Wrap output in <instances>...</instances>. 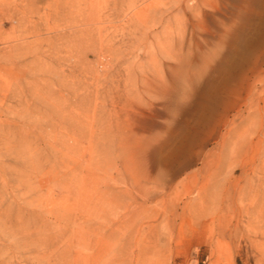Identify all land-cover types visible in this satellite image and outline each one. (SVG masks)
I'll return each mask as SVG.
<instances>
[{
    "label": "rangeland",
    "instance_id": "1",
    "mask_svg": "<svg viewBox=\"0 0 264 264\" xmlns=\"http://www.w3.org/2000/svg\"><path fill=\"white\" fill-rule=\"evenodd\" d=\"M258 16L0 0V264H264Z\"/></svg>",
    "mask_w": 264,
    "mask_h": 264
},
{
    "label": "bare ground",
    "instance_id": "2",
    "mask_svg": "<svg viewBox=\"0 0 264 264\" xmlns=\"http://www.w3.org/2000/svg\"><path fill=\"white\" fill-rule=\"evenodd\" d=\"M260 25H264V17H259L258 16V24L257 26H260ZM240 36H238L237 38H239Z\"/></svg>",
    "mask_w": 264,
    "mask_h": 264
}]
</instances>
